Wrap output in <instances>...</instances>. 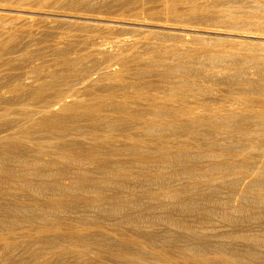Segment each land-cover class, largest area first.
<instances>
[{
	"label": "bare ground",
	"instance_id": "1",
	"mask_svg": "<svg viewBox=\"0 0 264 264\" xmlns=\"http://www.w3.org/2000/svg\"><path fill=\"white\" fill-rule=\"evenodd\" d=\"M42 1L0 24V264H264V0Z\"/></svg>",
	"mask_w": 264,
	"mask_h": 264
},
{
	"label": "rangeland",
	"instance_id": "2",
	"mask_svg": "<svg viewBox=\"0 0 264 264\" xmlns=\"http://www.w3.org/2000/svg\"><path fill=\"white\" fill-rule=\"evenodd\" d=\"M91 1V0H90ZM0 4H3V5H6V6H8V8H11V9H13L14 11L13 12H6V14H5V16H3V18L5 19L6 18V21H7V19H8V21H7V23H5L6 21L2 18L1 19V21H0V24H1V22L2 23H4V24H8V25H11V24H14V25H18V24H20V21H22L23 20V18L24 19H26L25 17H28L30 14H31V12H29V11H31V10H54L55 8H53L52 6H51V4H49L48 2H44V1H42V0H18V1H12V2H7V3H5V2H1L0 1ZM15 9H18V10H20V11H15ZM22 10V11H21ZM25 11H26V13H25ZM29 12V13H28ZM11 13V14H10ZM23 13V14H22ZM18 14H20V15H18ZM8 15H10V16H8ZM13 15V16H12ZM16 16V17H15ZM18 16V17H17ZM9 17V18H8ZM19 17L21 18V19H19ZM17 18V20H15V19ZM11 19V20H10ZM52 18H49L48 17V20H49V23H47V22H45L44 20L42 21V20H37V22H35V23H33V25H32V27L31 26H28V27H26L25 28V30L23 31V33H22V35H24V36H22L23 37V39H24V41H25V39H26V36H28L30 33H32V32H34L35 33V36H36V34L38 35V36H36L35 38H33V37H31L30 38V36H31V34L27 37V39H26V41H29L30 39H31V43L33 44V45H35V47H36V49L37 48H39L41 45H40V43H37V42H39L38 40H39V38L41 39V38H43L44 37V35H47V34H50L51 36H52V39H56V40H58V39H61V38H65V37H68L69 39H72L73 37H74V40H83V39H85L86 38V36H88V34L89 35H94V34H96L97 32L94 30V29H88V28H86L85 30H82V29H80V30H76L77 28L76 27H74V30L73 29H71L70 27H68V26H65L66 24H62V23H60V22H56V24L55 23H53L54 25H50L51 24V21H53V19L51 20ZM58 19H60V18H58ZM5 22H4V21ZM12 20H14V21H12ZM61 20V19H60ZM63 20V19H62ZM18 23H17V22ZM11 24H10V23ZM46 23L47 24H49V26H47V27H45V29H44V26H46ZM219 24V22H214V23H212L210 26H212V27H215V26H217ZM37 25H39V26H37ZM34 26V27H33ZM37 27V28H36ZM39 27V28H38ZM41 27H43V28H41ZM34 28V29H33ZM41 28V29H40ZM69 28V29H68ZM27 29H29V30H27ZM43 29V30H42ZM48 30V32H47V30ZM72 31H71V30ZM28 31V34L26 33L27 31ZM32 32H31V31ZM40 30V31H39ZM45 30V31H44ZM54 30V31H53ZM68 30H70V31H68ZM120 30H122V29H114L113 31H110V33L108 34V36H110V37H113L112 36V34L114 35V37H116L117 35L119 36H129L130 34L132 35L133 34V32L131 33V30H123V31H120ZM154 31H160V33L163 31L162 29L160 30L159 28H155V29H153ZM55 31H57V32H55ZM90 31V32H89ZM95 31V32H94ZM127 33H126V32ZM43 32V33H42ZM53 32V33H52ZM62 32V33H61ZM69 32V33H68ZM72 32H73V36H72ZM84 32V33H83ZM86 32V33H85ZM165 32H172V31H169V30H164V32H162V33H165ZM34 33H32V35L34 34ZM57 33H61L60 35V37H57V36H59V34L57 35ZM82 33V34H81ZM53 34V35H52ZM74 34H75V36H74ZM39 35H41V36H39ZM56 37H55V36ZM159 35V37L161 36V37H163L164 36V38H166V39H171V38H173L171 35H169V34H157V36ZM205 34H200V35H198V37L196 38L197 40H199L200 38H202V39H204V37H207L208 35L206 34V36H204ZM43 36V37H42ZM167 36V37H166ZM169 36V37H168ZM201 36V37H200ZM210 37H211V35H209ZM25 37V38H24ZM221 37V39L223 38V37H225V38H223V39H228L229 37H226V36H220ZM206 39V38H205ZM204 39V40H205ZM35 42H34V41ZM49 42V41H48ZM48 42H44L43 44H42V46L44 45V47L45 46H47V50H48V46H49V44L50 43H52V41L50 40V43L49 44H47ZM170 42V41H169ZM37 43V44H36ZM40 45V46H39ZM33 48V47H32ZM33 49H35V48H33ZM47 53L49 54V52L47 51ZM48 54H46V57L48 56L49 57V55ZM175 209V208H174ZM173 211V212H172ZM177 211V208L175 209V212ZM171 212L172 213H175L174 212V210H171ZM176 213H178V212H176ZM242 222V223H241ZM239 221V223H238V226L236 225H233L232 227H230V228H233V229H240V228H249V227H254V223H252V222H247V221H245V223H244V221ZM214 223V222H213ZM262 225H263V227H264V223H262ZM248 226V227H247ZM166 229H168L167 231H170V234L171 235H173V236H180L181 234H183V232H182V230H180V229H176L175 227L174 228H172V227H166ZM164 229H159L158 230V233H163L164 231H163ZM214 233H218V231H215ZM213 238H215V239H213ZM210 240H216V237H212V238H209ZM205 240H208V238L207 239H205ZM220 241H222L223 240V242H221V244H223V245H225V244H228L227 242H228V240H227V238L226 239H219ZM237 241V240H236ZM237 242H241V244H239L238 245V248H237V250H239L240 252H242V253H244L247 249H249L251 246L249 245V243L248 242H244V241H241V240H238ZM32 246H35V247H32ZM31 247H32V251H29L28 253H26L25 254V258H27V257H29V256H31L30 254H32L34 251H36L38 248H40L39 247V244H32L31 245ZM36 248V249H35ZM245 248V249H244ZM247 248V249H246ZM28 255V256H27ZM259 257H262V258H264V250L263 251H261V254H259Z\"/></svg>",
	"mask_w": 264,
	"mask_h": 264
}]
</instances>
